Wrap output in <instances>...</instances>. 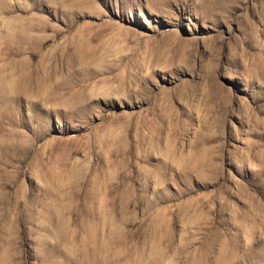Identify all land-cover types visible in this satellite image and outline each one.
Returning a JSON list of instances; mask_svg holds the SVG:
<instances>
[{
	"label": "rangeland",
	"instance_id": "obj_1",
	"mask_svg": "<svg viewBox=\"0 0 264 264\" xmlns=\"http://www.w3.org/2000/svg\"><path fill=\"white\" fill-rule=\"evenodd\" d=\"M0 264H264V0H0Z\"/></svg>",
	"mask_w": 264,
	"mask_h": 264
}]
</instances>
